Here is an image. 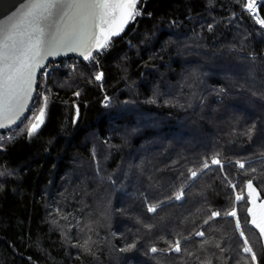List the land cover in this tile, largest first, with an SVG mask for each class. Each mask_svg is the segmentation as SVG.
<instances>
[{
	"label": "trees",
	"instance_id": "obj_1",
	"mask_svg": "<svg viewBox=\"0 0 264 264\" xmlns=\"http://www.w3.org/2000/svg\"><path fill=\"white\" fill-rule=\"evenodd\" d=\"M245 1L139 0L106 51L47 64L37 109L0 133V264H251L233 208L264 264L244 214L247 182L264 198V29Z\"/></svg>",
	"mask_w": 264,
	"mask_h": 264
},
{
	"label": "snow or ice",
	"instance_id": "obj_2",
	"mask_svg": "<svg viewBox=\"0 0 264 264\" xmlns=\"http://www.w3.org/2000/svg\"><path fill=\"white\" fill-rule=\"evenodd\" d=\"M137 4L138 0H23L15 13L0 20V129L15 124L23 115L31 99L36 70L43 66L46 57L78 51L86 60L92 58L94 49L105 48L111 37L119 35L124 26L140 14ZM247 7L255 15V0H249ZM256 22L264 27V19L257 17ZM102 76L103 73H100L96 79L100 80ZM47 106L48 97L45 96L43 105L39 107L28 129L29 136L35 134L44 123ZM237 163L241 169L245 167L243 163ZM211 164L223 168L216 157L211 159ZM209 166L208 161H205L203 168ZM190 174L193 179L198 176L197 171L190 170ZM247 188L251 203L256 190L251 181ZM183 197L184 191L181 189L175 199L181 200ZM235 199L239 202L244 196L237 195ZM158 207L150 205L148 211L154 213ZM259 207V213H255L252 208H248L247 212L252 217L253 228L259 234L258 242L264 246V203ZM220 215L218 211L211 212L205 223ZM224 215L235 219V228L243 239V253L250 257L251 264H257V251L241 229L236 209L226 211ZM196 235L203 237L205 233L201 231ZM134 247L135 244H130L128 249L121 251ZM157 251L155 247L151 249L152 253ZM171 251L181 252L179 240L175 241Z\"/></svg>",
	"mask_w": 264,
	"mask_h": 264
},
{
	"label": "water",
	"instance_id": "obj_3",
	"mask_svg": "<svg viewBox=\"0 0 264 264\" xmlns=\"http://www.w3.org/2000/svg\"><path fill=\"white\" fill-rule=\"evenodd\" d=\"M22 2H23V0H0V20L6 19L8 16L12 15L13 13H15L17 11V9H18V6H20L22 4ZM253 17L256 19L257 17H259V15L256 14V15H253ZM131 21H129L124 26L123 30L120 32L119 35L113 36V37H111V39L112 38L119 37L126 30V28L128 27V25H129V23ZM98 35H99V33H98ZM103 49H101V50L94 49L93 52H92V55L94 53H96V52L102 51ZM68 58H75V59H78V60H81V61H87V60H89V59L86 60L84 58V56H82L78 51L61 52L60 54H57L55 56H48V57H46V59L42 62L43 66L40 67V68H38L36 70V74H35V84L33 85V91L31 93V99L28 101L27 108L24 110L23 115L20 117L19 120H17V122L15 124H12L11 126H9L7 128L0 129V133L14 130L18 125H20L25 120L26 115H27V113H28V111H29L32 103H33V100H34V97H35V94H36V89H37V83H38L39 75L46 68L47 64L49 62H57L59 60L68 59ZM247 184H248V182L244 186V193H245V195L247 197V207H246V210H245V214H246V217L248 219V225H249V227L251 229H253L254 231L257 232V230L255 228H253V226L251 224L252 217H250L248 215L247 210H248V208H252L255 213H259L260 212V207L259 206L262 203H264V198H261L260 197V194H259L258 190L253 186L255 188L256 192L254 193L253 202L250 203L249 202V199H248V188H247Z\"/></svg>",
	"mask_w": 264,
	"mask_h": 264
},
{
	"label": "built area",
	"instance_id": "obj_4",
	"mask_svg": "<svg viewBox=\"0 0 264 264\" xmlns=\"http://www.w3.org/2000/svg\"><path fill=\"white\" fill-rule=\"evenodd\" d=\"M257 1H255V3H256ZM258 3V2H257ZM256 14H258V13H256ZM255 14V15H256ZM260 18V17H259ZM256 20V19H255ZM260 25V24H259ZM106 49H107V46L102 50V51H100V52H96V53H94L93 55H92V58L95 56V55H98L99 53H102L103 51H106ZM92 58H90V59H92ZM89 59V60H90ZM45 70V72H44V74L47 72V69L45 68L44 69ZM43 70V71H44ZM98 74H100V73H98ZM97 74V75H98ZM97 80V79H96ZM43 98H44V96L43 95H41V101H43ZM106 104H107V99H105V100H103L102 102H101V106H106ZM30 109H33V110H36L37 109V106L35 105V106H33L32 107V105H31V107H30ZM29 109V110H30ZM33 115H32V113L29 115V117L31 118Z\"/></svg>",
	"mask_w": 264,
	"mask_h": 264
},
{
	"label": "rangeland",
	"instance_id": "obj_5",
	"mask_svg": "<svg viewBox=\"0 0 264 264\" xmlns=\"http://www.w3.org/2000/svg\"><path fill=\"white\" fill-rule=\"evenodd\" d=\"M255 1H257L258 3L256 2V7L254 8L253 11H254L255 13H256V12L258 13V6H259V3H260V0H255ZM248 3H249V0H246V1H245V5H244V7H245V9L249 12L248 7H247ZM249 13H250L251 15H253L252 12H249ZM260 26H261V25H260ZM262 28L264 29V27H262ZM98 73H100V72H98ZM98 73H97V74H98ZM96 76H97V75H96ZM96 76L94 77L95 80H96ZM21 125H22V124H21ZM244 186H245V185H244ZM244 194H245V193H244ZM236 196H237V195H235V197H234L235 204H236V203H240V202L242 201V200H241V201L237 202L236 199H235ZM246 201H247V199H246ZM246 207H247V206H246ZM242 208H244V207L242 206ZM245 210H246V208H245ZM244 214H245V211H244ZM245 216H246V214H245ZM246 218H247V217H246ZM247 220H248V219H247Z\"/></svg>",
	"mask_w": 264,
	"mask_h": 264
},
{
	"label": "bare ground",
	"instance_id": "obj_6",
	"mask_svg": "<svg viewBox=\"0 0 264 264\" xmlns=\"http://www.w3.org/2000/svg\"><path fill=\"white\" fill-rule=\"evenodd\" d=\"M256 13H257V12H256ZM256 13H255V14H256Z\"/></svg>",
	"mask_w": 264,
	"mask_h": 264
}]
</instances>
